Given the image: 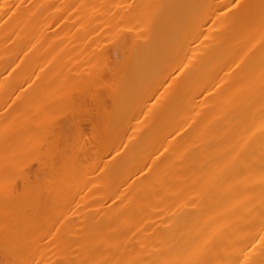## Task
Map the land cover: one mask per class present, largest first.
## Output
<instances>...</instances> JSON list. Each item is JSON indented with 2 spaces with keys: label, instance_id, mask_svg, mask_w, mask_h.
Wrapping results in <instances>:
<instances>
[{
  "label": "bare ground",
  "instance_id": "bare-ground-1",
  "mask_svg": "<svg viewBox=\"0 0 264 264\" xmlns=\"http://www.w3.org/2000/svg\"><path fill=\"white\" fill-rule=\"evenodd\" d=\"M0 256L264 264V0H0Z\"/></svg>",
  "mask_w": 264,
  "mask_h": 264
},
{
  "label": "rangeland",
  "instance_id": "rangeland-1",
  "mask_svg": "<svg viewBox=\"0 0 264 264\" xmlns=\"http://www.w3.org/2000/svg\"><path fill=\"white\" fill-rule=\"evenodd\" d=\"M48 258V257H47ZM0 263L2 264V263H5V261L2 259V257L0 256ZM39 263V261H38V259L37 260H35V262L33 263V264H38Z\"/></svg>",
  "mask_w": 264,
  "mask_h": 264
}]
</instances>
